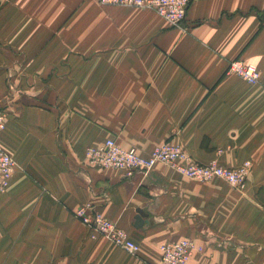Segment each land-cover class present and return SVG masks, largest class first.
<instances>
[{
	"label": "crops",
	"instance_id": "1",
	"mask_svg": "<svg viewBox=\"0 0 264 264\" xmlns=\"http://www.w3.org/2000/svg\"><path fill=\"white\" fill-rule=\"evenodd\" d=\"M237 59L258 84L228 72ZM0 109L16 162L0 192V264H159L180 240L194 244L188 264H264V0H192L180 27L98 0H0ZM108 139L251 168L237 190L164 164L127 177L87 163ZM86 206L138 253L85 226Z\"/></svg>",
	"mask_w": 264,
	"mask_h": 264
},
{
	"label": "built area",
	"instance_id": "2",
	"mask_svg": "<svg viewBox=\"0 0 264 264\" xmlns=\"http://www.w3.org/2000/svg\"><path fill=\"white\" fill-rule=\"evenodd\" d=\"M103 5L133 7L154 11L165 19L171 27H180L186 20L192 0H98ZM228 72L239 76L249 84L260 81V71L253 65L237 59L229 64ZM7 114L0 109V133L6 129ZM87 163L92 167L113 168L133 177L138 171L150 174L158 164L172 168L179 175L194 181L208 182L220 179L235 189H242L247 182L251 163L245 162L238 168H227L218 161L202 165L193 161L180 146L164 143L156 147L148 156L138 153L135 148H123L114 139H108L100 146L86 149ZM16 169L12 156L0 147V192H5L11 184ZM90 206L82 207L76 216L91 231L111 240L130 254H137L139 246L113 221L99 213L90 212ZM194 244L190 240H180L160 247L159 264H188Z\"/></svg>",
	"mask_w": 264,
	"mask_h": 264
},
{
	"label": "water",
	"instance_id": "3",
	"mask_svg": "<svg viewBox=\"0 0 264 264\" xmlns=\"http://www.w3.org/2000/svg\"><path fill=\"white\" fill-rule=\"evenodd\" d=\"M138 217L136 218V221H137V226H142L145 224L144 220H143V217H145V213L143 211H139L138 213Z\"/></svg>",
	"mask_w": 264,
	"mask_h": 264
},
{
	"label": "rangeland",
	"instance_id": "4",
	"mask_svg": "<svg viewBox=\"0 0 264 264\" xmlns=\"http://www.w3.org/2000/svg\"><path fill=\"white\" fill-rule=\"evenodd\" d=\"M3 110V109H2ZM192 158V157H191ZM194 161V160H193ZM197 163V162H196ZM244 164V163H243ZM251 168V167H250ZM234 188V187H233ZM235 189V188H234ZM237 190V189H236Z\"/></svg>",
	"mask_w": 264,
	"mask_h": 264
}]
</instances>
